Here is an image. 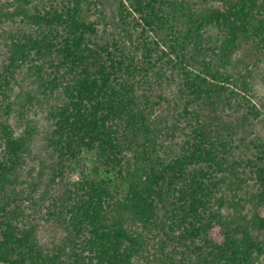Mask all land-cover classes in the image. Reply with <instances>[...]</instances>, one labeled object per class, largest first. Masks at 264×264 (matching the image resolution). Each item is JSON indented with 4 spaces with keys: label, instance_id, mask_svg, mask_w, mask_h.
Segmentation results:
<instances>
[{
    "label": "trees",
    "instance_id": "1",
    "mask_svg": "<svg viewBox=\"0 0 264 264\" xmlns=\"http://www.w3.org/2000/svg\"><path fill=\"white\" fill-rule=\"evenodd\" d=\"M263 72L264 0H0V264H264Z\"/></svg>",
    "mask_w": 264,
    "mask_h": 264
},
{
    "label": "rangeland",
    "instance_id": "2",
    "mask_svg": "<svg viewBox=\"0 0 264 264\" xmlns=\"http://www.w3.org/2000/svg\"><path fill=\"white\" fill-rule=\"evenodd\" d=\"M114 9H115L114 3L106 2L104 6V11H105V15L107 16V18H110L112 16V12L114 11ZM263 77H264V72L261 74V77H259V83H258V92L262 96H264V81L262 79ZM256 128L258 132L264 136V116H262L257 121ZM263 213H264V209H263ZM47 234H48V230H44L43 236L46 237Z\"/></svg>",
    "mask_w": 264,
    "mask_h": 264
}]
</instances>
